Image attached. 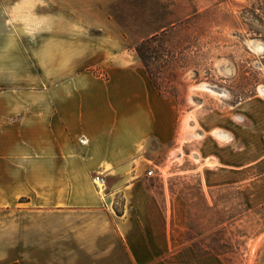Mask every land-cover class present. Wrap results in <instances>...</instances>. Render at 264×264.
<instances>
[{"label": "crops", "instance_id": "1", "mask_svg": "<svg viewBox=\"0 0 264 264\" xmlns=\"http://www.w3.org/2000/svg\"><path fill=\"white\" fill-rule=\"evenodd\" d=\"M118 1L0 0V264H226L147 173L159 95Z\"/></svg>", "mask_w": 264, "mask_h": 264}, {"label": "rangeland", "instance_id": "2", "mask_svg": "<svg viewBox=\"0 0 264 264\" xmlns=\"http://www.w3.org/2000/svg\"><path fill=\"white\" fill-rule=\"evenodd\" d=\"M110 9L132 46L145 25H175L151 44L147 66L135 59L159 95L161 119L144 135L153 187L181 206L200 254L264 264V0H119Z\"/></svg>", "mask_w": 264, "mask_h": 264}, {"label": "trees", "instance_id": "3", "mask_svg": "<svg viewBox=\"0 0 264 264\" xmlns=\"http://www.w3.org/2000/svg\"><path fill=\"white\" fill-rule=\"evenodd\" d=\"M116 16V15H115ZM117 17V16H116ZM118 18V17H117ZM119 19V18H118ZM120 20V19H119ZM121 24L127 31V33L131 35L129 32L128 28L126 27V24L120 20ZM174 22L173 21H167L160 23L159 25L156 26H149L145 25V27L149 28V31L147 33L146 38H143L142 41L138 45L132 46L131 47L134 49L136 55L142 60L145 66H147L149 58H151L153 53H157V50H151L152 46L151 44H155L158 42L162 37L167 34L170 29L174 28ZM133 38V37H132ZM155 59H157V56H153Z\"/></svg>", "mask_w": 264, "mask_h": 264}, {"label": "built area", "instance_id": "4", "mask_svg": "<svg viewBox=\"0 0 264 264\" xmlns=\"http://www.w3.org/2000/svg\"><path fill=\"white\" fill-rule=\"evenodd\" d=\"M154 172L153 169H150L147 173L148 175H152ZM94 180L95 183L100 187V188H104L106 186V181L103 177H101L100 175H95L94 176Z\"/></svg>", "mask_w": 264, "mask_h": 264}, {"label": "bare ground", "instance_id": "5", "mask_svg": "<svg viewBox=\"0 0 264 264\" xmlns=\"http://www.w3.org/2000/svg\"><path fill=\"white\" fill-rule=\"evenodd\" d=\"M262 93H264V90H262Z\"/></svg>", "mask_w": 264, "mask_h": 264}]
</instances>
